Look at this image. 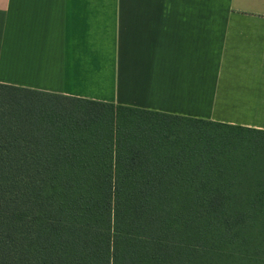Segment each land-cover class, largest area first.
Here are the masks:
<instances>
[{
  "label": "trees",
  "instance_id": "16d2710c",
  "mask_svg": "<svg viewBox=\"0 0 264 264\" xmlns=\"http://www.w3.org/2000/svg\"><path fill=\"white\" fill-rule=\"evenodd\" d=\"M0 264H264V131L0 84Z\"/></svg>",
  "mask_w": 264,
  "mask_h": 264
},
{
  "label": "crops",
  "instance_id": "0c3cea01",
  "mask_svg": "<svg viewBox=\"0 0 264 264\" xmlns=\"http://www.w3.org/2000/svg\"><path fill=\"white\" fill-rule=\"evenodd\" d=\"M0 84L264 131V0H0Z\"/></svg>",
  "mask_w": 264,
  "mask_h": 264
}]
</instances>
